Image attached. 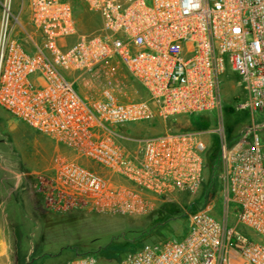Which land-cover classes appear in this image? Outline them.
<instances>
[{
  "label": "built area",
  "instance_id": "built-area-1",
  "mask_svg": "<svg viewBox=\"0 0 264 264\" xmlns=\"http://www.w3.org/2000/svg\"><path fill=\"white\" fill-rule=\"evenodd\" d=\"M27 1L14 12L13 0H0V108L72 153L38 178L45 208L132 214L152 208L148 198L194 195L214 134L209 188L224 199L223 219L206 203L186 232L120 264H264V0H82L100 23L91 32H81L70 0ZM234 75L244 97L236 110L263 121L230 137L221 84ZM215 111V131L122 132ZM112 179L127 188H111Z\"/></svg>",
  "mask_w": 264,
  "mask_h": 264
},
{
  "label": "rangeland",
  "instance_id": "rangeland-1",
  "mask_svg": "<svg viewBox=\"0 0 264 264\" xmlns=\"http://www.w3.org/2000/svg\"><path fill=\"white\" fill-rule=\"evenodd\" d=\"M23 1L28 3L27 0H13L14 12L19 10ZM70 1L78 10L81 32H91L99 28L98 18L86 10L82 0ZM235 77L236 75L226 77L221 84L223 101L221 115L230 137L239 136L249 124H262L263 121L260 113L252 116L248 111L236 110V103L244 97H242V90L237 86ZM219 116L218 111L202 115V126L196 128L192 120L179 116L166 122L156 121L130 125L122 132L130 137H147L167 130L184 131L201 128L200 130L206 132L215 131L218 127ZM261 135L264 136V129ZM208 140L213 147L210 150L212 153L216 151L218 139L214 134H210ZM60 153L72 154L66 148L57 146L53 140L41 136L0 108V163H11L18 172L17 174L37 184L40 176L47 177L50 174L54 159ZM211 177L208 171L206 183L194 195L177 194L163 201L148 198L153 206L141 213L122 214L83 207L76 212L57 214L45 208L47 213L42 217L39 227L40 241L37 239L31 241L30 247L36 248L37 253L47 249L51 250L52 255L45 256L43 264H69L80 254H96L99 264H120L124 258L145 244L161 243L186 232L188 216L204 203L203 196L205 190L210 187ZM110 186L119 190L127 188L117 179H112ZM210 199L211 203L207 201L206 205L211 204L212 214L219 220L223 219L224 199L221 196L217 197L216 194H213ZM169 210L173 211V214H167ZM241 229L250 235V238L252 237L249 230ZM113 241L130 242L133 247L129 252L120 254L111 261L101 260L99 251Z\"/></svg>",
  "mask_w": 264,
  "mask_h": 264
},
{
  "label": "crops",
  "instance_id": "crops-1",
  "mask_svg": "<svg viewBox=\"0 0 264 264\" xmlns=\"http://www.w3.org/2000/svg\"><path fill=\"white\" fill-rule=\"evenodd\" d=\"M17 173L11 163H0V264H43L51 250L37 253L30 246L40 241L47 211L37 184Z\"/></svg>",
  "mask_w": 264,
  "mask_h": 264
},
{
  "label": "trees",
  "instance_id": "trees-1",
  "mask_svg": "<svg viewBox=\"0 0 264 264\" xmlns=\"http://www.w3.org/2000/svg\"><path fill=\"white\" fill-rule=\"evenodd\" d=\"M189 119L192 120V124L195 128L198 126L199 127L202 126V122H203L202 116L192 117ZM198 129L200 130L201 128H198ZM215 149L216 151L214 150L212 153L210 151V153L207 156L208 170L212 176L214 174V169H215L214 167H215V163H216L217 156H218V144L216 145ZM213 194H214V190L211 188H207L203 196L204 203L202 204V206L200 205L198 209L202 208ZM167 214L171 215L173 214V211L169 210ZM132 247L133 246L130 242L113 241L111 244H109L108 246L103 248L101 251H99V256L101 260L111 261L115 259L116 257H118L120 254L129 252L132 249Z\"/></svg>",
  "mask_w": 264,
  "mask_h": 264
}]
</instances>
